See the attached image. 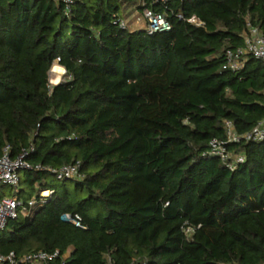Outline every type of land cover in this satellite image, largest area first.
Returning a JSON list of instances; mask_svg holds the SVG:
<instances>
[{
    "label": "trees",
    "instance_id": "trees-1",
    "mask_svg": "<svg viewBox=\"0 0 264 264\" xmlns=\"http://www.w3.org/2000/svg\"><path fill=\"white\" fill-rule=\"evenodd\" d=\"M145 9L171 29L120 27ZM249 25L264 36V0H76L69 14L60 0H0V156L34 148L15 195L37 200L0 231V256L264 264V141L232 144L245 157L234 170L204 155L225 121L243 135L264 120V63L224 69ZM74 164L73 179L52 173Z\"/></svg>",
    "mask_w": 264,
    "mask_h": 264
},
{
    "label": "built area",
    "instance_id": "built-area-1",
    "mask_svg": "<svg viewBox=\"0 0 264 264\" xmlns=\"http://www.w3.org/2000/svg\"><path fill=\"white\" fill-rule=\"evenodd\" d=\"M67 10V14L70 13L71 6L75 3L76 0H60ZM143 18L146 21V29L149 35H153L159 32H166L171 29L166 17L161 14L154 12L150 9H145L143 11ZM120 27L125 29L127 24L125 21H120ZM243 46L235 49L228 50L225 54L226 65L225 70L237 72L240 71L246 64L247 57L252 56L257 60H260L264 63V36L260 31L249 25L247 31L243 36ZM60 59L58 58L51 71L55 69L56 66H59ZM66 71L61 75L64 76ZM60 78V79H61ZM64 80V79H63ZM62 80V81H63ZM61 81V82H62ZM60 84V82L58 83ZM58 84H54L50 80V86L54 87ZM225 132L226 138L224 140L214 139L210 143V148L205 156H214L221 159V161L227 165L231 170H234L237 164L243 163L245 160L244 155H235L231 153L230 146L232 144H238L240 142H254L259 143L264 141V120L259 122L250 132L240 135L236 132L235 127L232 122L225 121ZM34 150L33 147L29 151L24 152L17 158H12L10 155L9 148L5 149L3 154L0 156V188L3 186H9L11 188H19L20 186V174L26 170H33V167L26 161L29 153ZM79 164L66 165L59 169L52 170L53 175L59 181L73 179L79 174ZM37 170H42V167H37ZM49 195L43 197L44 192L41 193L42 198H48L51 192L46 191ZM36 198H32L28 206H25L16 195L1 197L0 195V231H3L7 225L9 219H16L18 216L19 209H22L25 212L29 207H32L36 204ZM64 221L72 222L77 227H81V218L76 216L71 218L70 216H63ZM192 230H186V233H190ZM60 257V253H46L43 251L32 252L23 255L20 258H17L14 253H11L8 256H0V263L7 264H52ZM70 257V253H66L62 256V260L65 261ZM108 264H112V260L107 257ZM130 264H147L145 261L133 260Z\"/></svg>",
    "mask_w": 264,
    "mask_h": 264
},
{
    "label": "rangeland",
    "instance_id": "rangeland-1",
    "mask_svg": "<svg viewBox=\"0 0 264 264\" xmlns=\"http://www.w3.org/2000/svg\"><path fill=\"white\" fill-rule=\"evenodd\" d=\"M126 24L128 25V28L131 31H138V30H144L147 26L146 21L144 20L143 16L141 15V13H137L134 14L133 16H129L128 19L126 20ZM61 78V75H60ZM57 83H61V81L64 79V76H62V78L60 79ZM53 75L50 74V80L54 83L57 84L56 82H54L53 80ZM23 172H21V176H22ZM19 192L18 188H11L9 186H3L0 188V195L1 197H6V196H13L15 194H17ZM49 194L44 191V195L43 197H47ZM33 198H36V195L33 196Z\"/></svg>",
    "mask_w": 264,
    "mask_h": 264
},
{
    "label": "bare ground",
    "instance_id": "bare-ground-1",
    "mask_svg": "<svg viewBox=\"0 0 264 264\" xmlns=\"http://www.w3.org/2000/svg\"><path fill=\"white\" fill-rule=\"evenodd\" d=\"M64 72L65 70L63 68L56 66L55 69L52 71V75H53L52 80L57 83L59 81L60 75H62Z\"/></svg>",
    "mask_w": 264,
    "mask_h": 264
},
{
    "label": "crops",
    "instance_id": "crops-1",
    "mask_svg": "<svg viewBox=\"0 0 264 264\" xmlns=\"http://www.w3.org/2000/svg\"><path fill=\"white\" fill-rule=\"evenodd\" d=\"M60 67V66H59ZM62 68V67H61Z\"/></svg>",
    "mask_w": 264,
    "mask_h": 264
}]
</instances>
